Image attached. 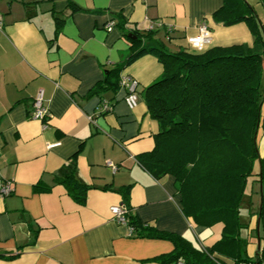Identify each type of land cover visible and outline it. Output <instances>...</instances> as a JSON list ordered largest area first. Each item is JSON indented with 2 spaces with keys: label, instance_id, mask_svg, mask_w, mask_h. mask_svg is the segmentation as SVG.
Instances as JSON below:
<instances>
[{
  "label": "crops",
  "instance_id": "obj_1",
  "mask_svg": "<svg viewBox=\"0 0 264 264\" xmlns=\"http://www.w3.org/2000/svg\"><path fill=\"white\" fill-rule=\"evenodd\" d=\"M247 1L264 24L261 0ZM222 5L223 0H0V186L11 180L13 187L10 195L0 194V255H16L0 257V264H165L157 258L174 250L172 240L131 234L111 212L124 204L116 189L127 185L131 214L153 229L203 247L221 238L223 223L194 225L182 212L173 177L155 178L137 158L153 149L160 128L143 96L163 72L159 59L145 55L123 72L138 83L135 107L122 88L89 94L105 69L130 53L131 42L116 24L120 15L127 31L154 29L171 50L187 46L202 23L211 31L210 47L252 46L246 22L216 21ZM57 17L64 20L60 29ZM111 21L115 25L108 29ZM40 89L50 111L47 124L32 117ZM101 97L113 109L97 115ZM258 141L263 154L262 129ZM73 168L91 186L85 204L58 182ZM258 211L243 231L253 257L264 248V212L260 219Z\"/></svg>",
  "mask_w": 264,
  "mask_h": 264
},
{
  "label": "trees",
  "instance_id": "obj_2",
  "mask_svg": "<svg viewBox=\"0 0 264 264\" xmlns=\"http://www.w3.org/2000/svg\"><path fill=\"white\" fill-rule=\"evenodd\" d=\"M261 2L264 5V0ZM71 6L78 10L72 1ZM214 18L224 25L246 22L254 44L208 46L203 51L187 45L171 50L154 29L127 31L126 20L120 15L116 24L131 42L130 53L115 67L105 69L104 78L89 95L120 89L129 65L145 55L156 56L163 72L143 89V96L160 128L154 135L153 149L137 158L155 178L173 177L182 212L194 225L207 228L221 222L224 227L221 238L211 247L159 232L131 214V185L122 186L116 191L129 210L135 234L172 240L174 250L157 258L165 264H264V248L255 257L249 256V239L243 232L249 230L254 215L251 195L246 194L250 175H257L261 182L260 219L264 212V153L258 141L260 130L264 131V24L247 0H223ZM63 22L56 18L58 29ZM103 100L113 105L101 97ZM257 164L259 171L255 172ZM58 182L75 201L86 203L91 186L77 178L75 168ZM15 256L0 255L7 259Z\"/></svg>",
  "mask_w": 264,
  "mask_h": 264
},
{
  "label": "built area",
  "instance_id": "obj_3",
  "mask_svg": "<svg viewBox=\"0 0 264 264\" xmlns=\"http://www.w3.org/2000/svg\"><path fill=\"white\" fill-rule=\"evenodd\" d=\"M1 20V17H0ZM115 25L114 21L108 23L107 28L111 29ZM171 29H168V34L166 38L169 40ZM212 42L211 31L206 23H202L200 26V32L196 36L188 37V45L196 50L203 51L206 49ZM120 86L122 89H125L127 94L125 96V100L130 108H133L138 103V92L137 86L138 83L135 79H133L129 75H123L120 80ZM32 117L34 119H39L47 124L48 119L50 117V111L45 104V93L44 89H40L36 94L33 104ZM113 109V105L110 104L107 100H103L97 108V115H100L103 112L111 111ZM91 120H94V117L90 116ZM114 169H116V165L112 162L109 163ZM13 192L12 181L6 180L0 186V194L2 196H8ZM128 208L126 205H115L111 207V212L114 215L115 220L118 223H123L129 226L131 234L135 233L134 226L130 223V219L128 218Z\"/></svg>",
  "mask_w": 264,
  "mask_h": 264
},
{
  "label": "rangeland",
  "instance_id": "obj_4",
  "mask_svg": "<svg viewBox=\"0 0 264 264\" xmlns=\"http://www.w3.org/2000/svg\"><path fill=\"white\" fill-rule=\"evenodd\" d=\"M168 41V40H167ZM169 43V42H168ZM168 47L171 46L169 43ZM262 88H264V79H263V85ZM259 171L258 164L256 165L255 172ZM246 194L251 195L252 198V205L251 209L253 212H256L259 210L261 202H262V190H261V182L258 180L257 175H250L247 179L246 184ZM243 215H248V210L244 208Z\"/></svg>",
  "mask_w": 264,
  "mask_h": 264
},
{
  "label": "water",
  "instance_id": "obj_5",
  "mask_svg": "<svg viewBox=\"0 0 264 264\" xmlns=\"http://www.w3.org/2000/svg\"><path fill=\"white\" fill-rule=\"evenodd\" d=\"M259 244H260V240H259Z\"/></svg>",
  "mask_w": 264,
  "mask_h": 264
}]
</instances>
